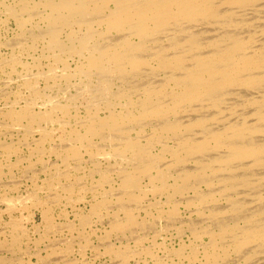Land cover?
<instances>
[{
	"label": "bare ground",
	"instance_id": "1",
	"mask_svg": "<svg viewBox=\"0 0 264 264\" xmlns=\"http://www.w3.org/2000/svg\"><path fill=\"white\" fill-rule=\"evenodd\" d=\"M80 257L264 264V0H0V264Z\"/></svg>",
	"mask_w": 264,
	"mask_h": 264
},
{
	"label": "rangeland",
	"instance_id": "2",
	"mask_svg": "<svg viewBox=\"0 0 264 264\" xmlns=\"http://www.w3.org/2000/svg\"><path fill=\"white\" fill-rule=\"evenodd\" d=\"M80 206H81V207H84V204H80ZM68 209H69V210H72L71 207H69ZM26 216H27V215H26ZM32 219H33V220L28 221V222L26 223V226H27V227L33 232L34 228H35L36 226H39V223H41V214H40V213H36V214L33 216ZM176 241H177V240H176ZM84 259H85V257H83V259H82V257H80V258H79V260H80L79 264H88L87 262H84Z\"/></svg>",
	"mask_w": 264,
	"mask_h": 264
}]
</instances>
